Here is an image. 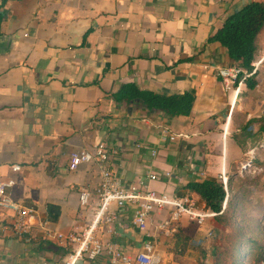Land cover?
<instances>
[{
	"label": "crops",
	"instance_id": "1",
	"mask_svg": "<svg viewBox=\"0 0 264 264\" xmlns=\"http://www.w3.org/2000/svg\"><path fill=\"white\" fill-rule=\"evenodd\" d=\"M253 1L264 0H8L3 5L0 178H14L12 197L38 214L28 234L0 232V264L64 263L68 248L47 237V230L69 232L92 220L98 200L84 207L80 194L97 188L100 166L90 162L73 169L70 160L101 141L116 150L111 163L123 185L138 186L156 173L151 189L190 195L201 205L185 187L188 182L218 178L223 169L228 175L237 171L247 148L264 137V62L252 78L254 87L227 88L216 67L236 62L209 38ZM257 47L255 60L264 53V29ZM125 83L168 95L190 91L192 113L169 117L139 99L116 101L113 94ZM248 123L244 149L238 138ZM134 210L124 208L99 235L132 253L154 240L162 264L197 263V250L174 253L172 237L155 229L166 212L150 219L149 238L133 224ZM179 228L196 242L208 232L187 218ZM78 264H109V259Z\"/></svg>",
	"mask_w": 264,
	"mask_h": 264
},
{
	"label": "built area",
	"instance_id": "2",
	"mask_svg": "<svg viewBox=\"0 0 264 264\" xmlns=\"http://www.w3.org/2000/svg\"><path fill=\"white\" fill-rule=\"evenodd\" d=\"M264 62V53L252 62V70L243 69L237 63L229 66H217L216 74L223 81L225 87H235L237 92L246 80L253 77ZM116 150L109 147L107 142L97 143L93 150L74 152L71 156L70 166L77 169L84 163L96 162L100 166L101 181L92 192L84 188L80 194L81 206H88L92 198L98 200L92 220L86 226L77 227L69 232L47 230V237L55 239L61 246L68 248V254L63 264H78L81 260H96L107 256L109 264H162L163 255L157 248L154 240H146L137 252H129L117 243L105 241L100 235L101 226L110 227L114 224L119 213L131 205L134 207L132 222L140 228L149 238L153 237L149 228V221L155 214L167 213L160 222L155 223L157 231L166 237H172L179 228L183 218H187L198 227L214 220L218 213L226 208L229 197V175L225 169L218 179L223 183L227 196L220 212H215L190 195L177 196L165 192H157L149 187V181L158 178L156 173H149L147 179L140 185L127 187L123 185L113 170L111 157ZM264 137L256 145H251L242 160L237 172L244 175L247 172L260 174L264 172V165L255 163L264 161ZM20 165H13L14 171L20 170ZM170 175V173H166ZM14 178H0V232L12 231L16 235L30 233L37 218V209L33 205H26L12 197L11 190L15 187ZM264 234V218L262 220ZM111 231V229H110ZM213 229L208 230L204 238L195 242L204 244L213 236ZM41 264H56L52 260H43ZM259 264H264V257Z\"/></svg>",
	"mask_w": 264,
	"mask_h": 264
},
{
	"label": "trees",
	"instance_id": "3",
	"mask_svg": "<svg viewBox=\"0 0 264 264\" xmlns=\"http://www.w3.org/2000/svg\"><path fill=\"white\" fill-rule=\"evenodd\" d=\"M7 1L8 0H2V3L0 4V33L3 20L1 8ZM263 29L264 1H253L228 16L223 26L220 27L217 32L209 38V40L217 41L225 46L228 50L229 56L243 69L250 71L252 70V62L255 60L258 51V35ZM252 78L253 77L246 80L245 83L247 87H254L256 85V82ZM113 97L116 101L127 102L139 99L149 109L161 110L169 117L191 115L195 102V95L190 91L180 94H161L151 90H143L135 83L123 84L121 89L113 94ZM250 125L251 123H248L243 127L240 137L238 138L240 145L244 149H246V140L247 136H249L247 134V129H249ZM258 143L259 142H256L253 145ZM255 163L264 165V161H256ZM236 174L242 178L246 176V174L240 175L238 172H236ZM231 178L232 177H229L228 181L229 197L226 202V208L222 213H218L215 217L219 224L220 222H225L226 216L230 211L229 204L232 195L229 183ZM185 187L189 193L196 194L207 208L215 212H220L222 210L227 193L223 183L218 178H206L202 181L188 182ZM195 242L196 241H194L182 229L178 228L171 238L169 250L174 253H185L187 250H198V247L203 244L199 245ZM249 255H253L254 257L252 256L253 258L248 259L247 257ZM263 257L264 247H261V249L254 252L253 250H249L248 245H245L238 250L235 255V261L237 264H259ZM214 264H220V260H216Z\"/></svg>",
	"mask_w": 264,
	"mask_h": 264
},
{
	"label": "rangeland",
	"instance_id": "4",
	"mask_svg": "<svg viewBox=\"0 0 264 264\" xmlns=\"http://www.w3.org/2000/svg\"><path fill=\"white\" fill-rule=\"evenodd\" d=\"M247 158L245 155L244 159ZM231 171L234 174L229 172V177H232L229 183L232 195L230 211L225 222L217 225V219H212L203 226L204 230L213 229L214 235L198 247L196 264H214L216 260H220V264H237L235 255L242 246L248 245L254 252L264 247L261 226L264 218V173L247 172L242 178L235 169ZM253 255L247 258H253Z\"/></svg>",
	"mask_w": 264,
	"mask_h": 264
}]
</instances>
